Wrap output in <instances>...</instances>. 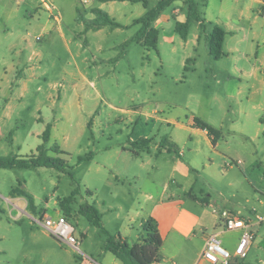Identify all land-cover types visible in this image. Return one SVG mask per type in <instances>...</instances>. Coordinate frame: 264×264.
<instances>
[{"label": "rangeland", "instance_id": "obj_1", "mask_svg": "<svg viewBox=\"0 0 264 264\" xmlns=\"http://www.w3.org/2000/svg\"><path fill=\"white\" fill-rule=\"evenodd\" d=\"M48 1L59 12L58 22L40 9V0L33 6L26 0H0V157L33 155L51 123L48 154L66 164L0 168V214L9 213L10 196L22 197L21 203L30 205L21 190L35 198L34 217L45 211L56 215L60 207L81 238L82 251L98 263L107 236L79 214L81 205L96 203L104 226L114 235L126 221L128 207L143 194H158L166 185L178 192L176 182L187 186L196 182V193L201 195L203 189L211 194L214 207L262 216L248 256L234 264H264V121L260 119L264 117V5L255 0H211L219 25L228 33L225 54L214 59L204 34L196 47L181 38L174 18L183 11L172 14L173 5L153 23L160 30L155 50L134 40L140 28L135 20L147 10L142 1ZM158 1L148 0L149 7ZM95 8L107 11L120 26L105 25L100 32L87 29L78 20L79 10L92 19ZM171 14L169 23L164 16ZM239 20L248 22L244 31L237 29ZM212 27L211 23L207 34ZM89 30L93 32L88 34ZM198 32L200 26L192 24L190 39L197 41ZM172 35L174 42L166 38ZM20 56L26 60L21 64ZM189 57L196 60L186 62ZM194 116L218 130L216 143L226 157L210 148L208 135L193 129ZM143 137L156 144L174 141L180 147L161 154L153 147L151 154L142 153L136 162L133 173L139 178L115 180L110 171H127L133 157L122 146ZM91 152L94 158L80 163ZM234 156L240 163L233 164ZM176 157L194 164L198 172L174 174L171 160ZM120 200L127 203L125 209L118 208ZM111 205L118 209L108 211ZM66 208H73L77 216L71 217ZM3 225L0 248L8 256L0 255V264H7L6 259L12 264L58 261L45 251L51 240L32 218L9 229ZM223 229L220 224L211 232L233 251L240 233ZM86 231L88 239L83 241ZM74 254L80 257L75 250Z\"/></svg>", "mask_w": 264, "mask_h": 264}, {"label": "crops", "instance_id": "obj_2", "mask_svg": "<svg viewBox=\"0 0 264 264\" xmlns=\"http://www.w3.org/2000/svg\"><path fill=\"white\" fill-rule=\"evenodd\" d=\"M26 1L31 6H33L32 5L33 1L35 3V0H30V1L26 0ZM255 1L259 3L260 5H264V0H255ZM172 5L174 6L172 10V14L175 13L176 11H183L182 15H179V17H176V18L173 17V18L175 20H178V22L185 21L187 18V8H188L185 0H175ZM213 6L214 5L211 0H205L204 5L202 6L203 8L201 9L204 17L206 18L207 29L211 23L213 25L214 24L219 25L220 17L217 16L218 14L217 12L214 11ZM172 14L164 16V18L169 23H170V19L173 16ZM247 23L239 20V24H237V29L244 31L245 29H247L246 28L247 27L246 25H248ZM104 29L105 27L100 28L99 30L95 32H100V31H103ZM225 31L227 33V30ZM91 32H93V30H89L88 34ZM200 33L198 32L195 36V39L197 41L190 39V32L186 40L183 39L182 37L181 38L186 42L187 45H190L191 43H193L194 47H196V45H199L202 39V38H199ZM166 38L170 40L171 42L175 41V35L166 36ZM190 60L195 61L196 59L194 57H189L186 60V62ZM23 61H26V60H22V56H20L19 58L20 64ZM17 64H18V61H17ZM15 67L16 66H13V68ZM16 68L18 69V67ZM82 75L83 77H86L84 73H82ZM8 88L10 90V94L13 95L11 93L13 88L9 86ZM16 88H20V86H17ZM19 95L20 96L24 95V91H21ZM10 100L11 98H9V100L7 101H10ZM193 118L191 122L193 129L195 131H200V132L203 131L204 134L208 135L207 131L196 128L194 126ZM260 119L261 121H264V117H261ZM208 141H209L208 144L210 145V148H212L218 155L221 154L224 157L227 156L226 152L223 154L222 152L219 151L218 147L220 146V143H211L212 140L209 135H208ZM171 142L172 143H158V144L152 143L150 151H145V150H140V149H136V151H134L132 150V143H127L128 145L124 144L122 146V149L124 151H128L132 153L133 157L131 159L132 161H130L131 165L127 171L122 172V173H118V172H115L114 170H111L110 175H112V177L114 176L115 180L117 181H119L121 177L122 179H129L130 177H133V176L135 178H139L138 174H135L136 171H133V169L137 164L136 162L142 158V153L151 154L154 149L153 147L157 148V151L160 154L166 150L170 152L172 148L175 149V151H178V148L180 147L179 144L175 143L174 141H171ZM164 144L166 145L165 147L162 146ZM169 146H171L172 148L169 149ZM253 149L255 152H257V149L255 148V146ZM177 153L181 155L183 152L179 151ZM94 156L95 155H93L88 160L93 159ZM171 161L173 162L174 174L178 173L180 175L189 176L191 172L192 173L198 172L194 164H192L191 162L189 163L183 162L182 159L179 157H176V159H172ZM234 163H240L237 157L233 158V164ZM233 164L231 165V167L233 166ZM174 176L175 175H173V177ZM176 184H179L180 189H181L178 192L172 191V190L169 191V186L166 185L162 189V191L158 192V194H155L154 192H149V193L143 194L144 197L137 198L135 203H133V205H130V207H128L129 214H127L126 221L122 223L123 225H121L120 228L116 230L114 235L117 237H121L122 241H127L131 245L140 243L143 237L142 224L149 217H153L158 222L159 232L163 238V246L161 248L160 261L154 264H168L169 261H171L172 264H179V263L182 264L183 261L187 262L183 264H211L206 259H204L202 255L205 250L206 241L208 237L211 234H214L211 231L215 230L218 227V225L222 224L220 216L213 212V209L215 207H214V200L212 198V195L211 194L206 195L203 189H200L201 195L196 193V190H195L196 185H197L196 182H191L189 186H187L186 184L183 185L180 182H176ZM21 198L22 197L10 196V200L11 199L13 200H11L10 204L6 208L8 209L9 213L7 214L6 211L2 210V213L0 214V226H2V224H5L3 226L9 229L15 223H23L25 218H32V216H35V213L34 211H32L29 204L21 203V200H20ZM117 198H118V195H117ZM119 202H120V205H118V208L125 209L126 202L125 201L123 202L121 200ZM147 203H150L149 208H147ZM35 204H36V201H35ZM110 207L111 209H109L108 211H114L115 210L114 207L117 208L116 205H113V206L111 205ZM61 210L62 209L60 207L59 209L57 208L56 214H60V213L63 214L64 212H62ZM98 210L101 213V210L99 208ZM44 213H48V212L45 211ZM69 214L72 217L74 215L77 216L78 213L74 211L73 208H71ZM101 216H102V213H101ZM244 216L254 218L252 215H244ZM254 226L257 230V228L260 225L255 223ZM238 232L240 233V231ZM42 233L45 236L49 237L51 240V243H49L51 245L50 249L45 250V251L51 254L53 258H57L58 261L53 262L54 264H78L80 257L74 254V250L70 248L68 249L67 247H65L63 243H60L55 238H53L45 229H42ZM32 234L34 235L33 231H32ZM3 238H4V235H1L0 240ZM82 239L83 241L84 239L85 240L88 239V231L83 232ZM108 253L113 254L114 257H109L107 255ZM100 254L103 255V257H102V260L98 262L99 264H123V261L113 251L108 249L107 241L105 242L104 247L101 250ZM0 255L1 256L4 255L5 257L8 256L7 250L0 248ZM42 260L44 262L46 259L42 258ZM5 261L7 262V264H12L10 261H8V259H6ZM235 261H237L236 258L233 259L231 264H234Z\"/></svg>", "mask_w": 264, "mask_h": 264}, {"label": "trees", "instance_id": "obj_3", "mask_svg": "<svg viewBox=\"0 0 264 264\" xmlns=\"http://www.w3.org/2000/svg\"><path fill=\"white\" fill-rule=\"evenodd\" d=\"M142 1L146 12L135 20L140 24V28L137 31L134 40L141 43L148 49L152 48L157 50L159 43V29L153 26V23L159 18V16L170 7L175 0H159L158 3L150 8L148 0H136ZM187 8V18L183 22H178L176 25V31L183 39H187L189 36L190 28L192 24L196 23L201 28L199 38H202L204 34L207 44L209 46V52L214 59H221L224 53V42L226 38V31L218 24H214L209 34H206L207 23L201 10V3L199 0H185ZM95 17L88 19L80 10L78 20L84 23L87 29H100L105 25L120 26L114 19L109 17L107 11L101 8L93 9ZM194 126L196 128L207 131L212 143H216L219 137V132L209 123L204 121L198 116L193 118ZM92 119L88 126L91 129ZM52 136V124L49 123L42 134L43 143L38 146L36 153L23 158L19 155H13L11 157H0V168H35V167H59L61 163L63 165L66 162L59 157L51 156L48 154L50 148L47 146ZM153 138L143 137L132 143V150L136 149L150 151ZM170 143V141H168ZM165 147L166 145H162ZM172 147L169 146V149ZM94 154L91 152L88 157L80 158V163L86 159H90ZM79 163V164H80ZM60 168V167H59ZM65 169V168H64ZM22 195L29 199L30 207L32 211L36 210L35 198L28 194L25 190L20 191ZM69 213L70 208H66ZM79 212L87 217V219L94 225L101 228L102 232L107 236V247L113 251L122 261L123 264H154L160 261L161 248L163 246V238L159 232L158 222L153 217H149L142 224L143 237L142 241L137 244L131 245L127 241H122L121 237L111 235L104 227L102 222V216L95 204L89 202L81 205ZM64 214V213H63ZM66 215V214H65Z\"/></svg>", "mask_w": 264, "mask_h": 264}, {"label": "built area", "instance_id": "obj_4", "mask_svg": "<svg viewBox=\"0 0 264 264\" xmlns=\"http://www.w3.org/2000/svg\"><path fill=\"white\" fill-rule=\"evenodd\" d=\"M17 1L21 3L23 0ZM39 4L41 6L40 9L49 12L54 20L59 21V12L52 2L40 0ZM213 212L220 216L223 230L228 232L240 231L241 234L233 251L226 248L222 244V240H219L215 234H211L206 241V247L202 255L203 258L211 264H231L233 258H246L256 237L254 224L260 225L263 220L262 216L255 213L254 218L246 217L240 213L219 207H215ZM32 219L51 236L75 250L80 255L78 264H99L91 256L82 251V240L75 234V228L65 214L51 215L44 213L40 217L32 216Z\"/></svg>", "mask_w": 264, "mask_h": 264}]
</instances>
